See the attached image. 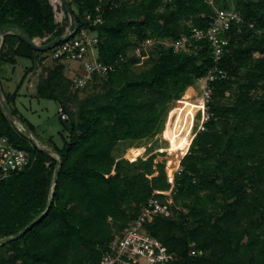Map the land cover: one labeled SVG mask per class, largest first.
Returning <instances> with one entry per match:
<instances>
[{"label": "trees", "instance_id": "16d2710c", "mask_svg": "<svg viewBox=\"0 0 264 264\" xmlns=\"http://www.w3.org/2000/svg\"><path fill=\"white\" fill-rule=\"evenodd\" d=\"M68 1L80 25L100 2ZM215 3L233 8L241 20L224 33L229 42L218 65L226 76L209 82L205 130L187 150L176 151V165L158 158L165 151L127 165L113 149L119 141L160 133L169 106L214 65L211 44L192 40L188 50L179 51L155 46L140 71L139 58L128 50L148 38L176 39L207 26L215 10L205 0L102 3V22L93 27L100 35L98 59L115 63V70L95 74L76 89L64 63L53 59L37 83L35 96L55 100L68 115L63 119L58 111L59 140L47 139L52 152L12 123L0 103V138L29 159L23 169L0 176V239L44 213L20 237L0 242V264L97 262L147 200L165 198L168 191L169 215L155 217L145 229L175 254L170 264H264V0ZM67 25L68 18L55 21L49 0H0V65L14 66L20 58L31 62L13 92L1 85L0 92L36 138L17 101L27 95L21 86L44 51L18 32L30 38L51 34V41L61 39Z\"/></svg>", "mask_w": 264, "mask_h": 264}, {"label": "built area", "instance_id": "2783aa9c", "mask_svg": "<svg viewBox=\"0 0 264 264\" xmlns=\"http://www.w3.org/2000/svg\"><path fill=\"white\" fill-rule=\"evenodd\" d=\"M122 0H100L96 6V14L87 12L83 16L80 23L75 21L74 28L71 29V16L65 9L64 0H49L53 7L55 21L62 24L65 18H68V25L59 43L54 45L46 54L47 58L60 59L64 63V71L67 77L72 81L74 88H83L93 80L95 74L106 75L116 68L115 63H103L98 59V45L100 35L93 27L102 22V8L104 2L111 7L118 5ZM171 2L172 0H163ZM214 7L215 17L205 27H192L191 34H182L176 39H154L148 38L136 47L129 49V55L139 58V63H144L151 54L146 49V45L163 46L172 48L174 51L188 50L192 40L206 39L211 44L213 50L214 65L208 73L198 79L194 86L189 88L190 95L187 91L177 102H183L184 106L177 107L171 113L176 115L181 110H186L189 106L190 110L187 117V124L190 126V140L187 145L189 147L191 139L198 131L205 130V123L210 118L207 111V103L210 98L209 82L225 77V72L220 69L218 63L223 55L224 47L228 45L229 39L224 36L229 31L230 24L236 20L240 22L241 18L233 8H222L216 5L215 0H205ZM51 34L34 37L33 40L37 45H44L49 42ZM42 63L46 62L43 58ZM175 101V102H176ZM178 102V103H179ZM61 118L67 119L68 115L59 107ZM168 125V124H167ZM20 127V126H19ZM21 128V127H20ZM159 135V134H157ZM156 135V136H157ZM150 143L145 147H150ZM186 148V150H187ZM164 149L159 150L163 152ZM168 151V150H164ZM28 157L21 149H17L7 138H0V176H6L10 172L19 171L28 164ZM177 172L180 167L177 166ZM171 191L166 192L165 198L151 196L147 202L141 207L137 217L119 233L109 245V249L103 252L101 258L94 263L88 264H170L176 259L174 253L169 252L167 247L156 237L152 236L146 229L145 224L152 222L159 215H169L171 204ZM193 254L195 250L191 251Z\"/></svg>", "mask_w": 264, "mask_h": 264}, {"label": "rangeland", "instance_id": "374dc122", "mask_svg": "<svg viewBox=\"0 0 264 264\" xmlns=\"http://www.w3.org/2000/svg\"><path fill=\"white\" fill-rule=\"evenodd\" d=\"M3 34L0 33V46H1V40H2ZM154 47L155 46H150L149 44L146 45V49L149 51L150 54L153 53ZM49 50H45L44 54H42V57H40L41 60L43 58H46V62L42 63L40 62V59H38L37 61H35L36 68L33 71L34 73L33 72L30 73L31 71H29L28 79H26L23 82L21 86V90H20L22 94L27 93V95H20L17 101V106H18L19 113L24 116L26 121L34 125L33 132L38 137V138L34 137L36 140V143L39 144L40 147L46 148L47 150L52 152L51 151L52 147L47 142V139L50 136H52L55 141L59 140L58 131L62 127L60 119H59V113H58L59 105L53 99L38 98L35 96L37 83L40 80L43 68L45 66L54 65V60L47 58L46 54L49 52ZM145 61L146 59L144 60V62ZM136 66H137L135 67L136 70L140 71L141 69L145 67V64L139 63V64H136ZM30 67H31V62H29L26 59H21V58L18 59L17 63L14 66H11L8 63L1 64L0 65V85L2 86L3 90L7 92H13L16 89L17 85L19 84L22 76L26 72V69ZM195 87L198 88L197 85ZM178 102L177 101L173 102L172 105L169 106L170 108L166 114L163 128L160 131V133H158L159 135L153 138L144 139V140L119 141L113 149V155L116 157V159L121 162H124L127 165L135 164L139 160L145 159L148 155L152 153H157V152L159 153V150L164 149L168 151H165L166 153L164 155L158 154V158L173 161V158H175V155H176V151L173 152L172 154L169 153V148H171V142L167 137H165L164 131L166 129L167 124H169L171 127H174L175 125L174 122L176 121L177 112H175V114L171 112L177 107L182 108L184 106L183 102H179V103ZM180 118H181V121L183 122V117H180ZM189 129H190V126H189ZM149 143L151 144L150 147L147 148V150L141 156H138L132 159H128L125 157L126 154L128 153L129 146H145L146 147ZM52 155L56 156L54 152L52 153Z\"/></svg>", "mask_w": 264, "mask_h": 264}, {"label": "water", "instance_id": "95a60500", "mask_svg": "<svg viewBox=\"0 0 264 264\" xmlns=\"http://www.w3.org/2000/svg\"><path fill=\"white\" fill-rule=\"evenodd\" d=\"M64 4H65V8H66V11L70 14L71 16V24H70V27L71 29L74 28V16L72 14V11H71V7H70V4H69V1L68 0H64ZM5 32L4 28H1L0 30V33L3 34ZM18 37L20 39H22L24 42H26L27 44H29L30 46L34 47V48H37L41 51H45V50H49L51 49L54 45H56L57 43H59L60 41H62L63 39H53L49 42H47L46 44L44 45H37L34 40L32 38H30L29 36L25 35L24 33H22V31H19L18 32ZM0 103L2 105V107L4 108V111H5V114L8 116V118L11 120L12 123L14 124H18L25 132L26 134L32 138L34 140V142H36V140L34 139V137L32 136L31 132L29 131V129L24 125L22 124V122L20 121V119H18L16 116H14V114L11 112L10 108L8 107V105L6 104L4 98H3V95L2 93L0 92ZM45 151L47 152H50L49 150L45 149ZM61 161V160H60ZM60 165L61 163H59L55 173H54V178H53V182H55L56 180V177L58 175V172H59V169H60ZM44 213H42L40 216H38L36 219H34L31 223H29L27 226H25L21 231H19L17 234L13 235V236H10V237H6V238H1L0 239V242H8V241H11V240H14L18 237H20L24 232H26L29 228H31L37 221H39V219L43 216Z\"/></svg>", "mask_w": 264, "mask_h": 264}, {"label": "bare ground", "instance_id": "6f19581e", "mask_svg": "<svg viewBox=\"0 0 264 264\" xmlns=\"http://www.w3.org/2000/svg\"><path fill=\"white\" fill-rule=\"evenodd\" d=\"M187 94L190 95V91H187ZM185 109V111H180L178 118L174 122V127H171L168 124L164 131L165 137H167L171 142V148H169V153L171 154L178 150H185L189 143V126L187 124V117L185 114L187 112L186 115L188 116L190 107L186 106ZM180 117H183V122L181 121ZM145 151V146H129L128 153L125 157L128 159L136 158L141 156ZM170 165L176 164L171 161Z\"/></svg>", "mask_w": 264, "mask_h": 264}, {"label": "clouds", "instance_id": "9594fccd", "mask_svg": "<svg viewBox=\"0 0 264 264\" xmlns=\"http://www.w3.org/2000/svg\"><path fill=\"white\" fill-rule=\"evenodd\" d=\"M66 9V8H65ZM33 39V38H32Z\"/></svg>", "mask_w": 264, "mask_h": 264}]
</instances>
